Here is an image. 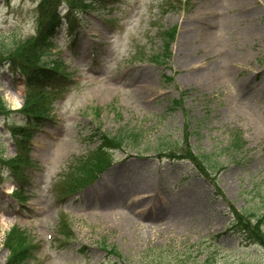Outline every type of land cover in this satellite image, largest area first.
<instances>
[{"label":"rangeland","instance_id":"1","mask_svg":"<svg viewBox=\"0 0 264 264\" xmlns=\"http://www.w3.org/2000/svg\"><path fill=\"white\" fill-rule=\"evenodd\" d=\"M39 1L0 0V41L37 33ZM95 1L56 32L45 61L66 78L42 102L0 63V264L19 251L16 229L28 264H264V236L250 243L254 219L264 224V0ZM38 104L49 115L29 129ZM119 131L136 145L111 150L100 178L67 196L101 133ZM115 192L137 198L135 215ZM159 210L179 225L162 226Z\"/></svg>","mask_w":264,"mask_h":264},{"label":"trees","instance_id":"2","mask_svg":"<svg viewBox=\"0 0 264 264\" xmlns=\"http://www.w3.org/2000/svg\"><path fill=\"white\" fill-rule=\"evenodd\" d=\"M97 2L101 4L102 0H96L95 3ZM83 3L84 0H40L37 5L39 12V27L37 33L32 38L23 42H18L15 39L12 41H0V63L8 65L10 70L23 76L26 85H28V87H33L36 90L32 94V97L36 98V100H38L37 102H42L44 100L42 95L44 89L47 88L48 85L59 86L62 84L59 79L66 78V75L60 70L61 63L52 61L48 64L45 61V57L51 55L57 50V46L54 42V36L57 30L62 27L63 24H67L68 29L72 30L71 21L73 20L70 19L78 12L76 4L83 6ZM171 34L172 33H170V36ZM163 54H167V50L165 53L163 52ZM26 102H28V100L24 98V103ZM7 112L8 108L0 96V116L7 114ZM49 112L50 108L45 107L42 104L35 105L32 112H24L29 119L27 122L29 129L39 127V121L46 119ZM100 136L101 144L99 145V148L77 166L76 170L82 173L84 177L82 179L74 178L72 180L73 186L70 189L71 191L68 192V195L76 192V189L83 188L96 180L101 173L100 169H103L104 167L105 169L108 168L111 164V162L108 161V151L122 148L123 145L135 146L139 134L134 131H119L116 136L113 137L107 136L103 133H101ZM24 138L28 139V136L26 135ZM95 154L96 156L92 158ZM188 159L193 160V156L189 155ZM207 159L210 160V157ZM209 162L211 163L210 169L215 168L213 166L214 162L212 160ZM248 216L249 219L252 220L255 218L253 214L248 213ZM254 220L263 228L262 231H260L262 236L258 233H254L253 236L255 237L252 238L250 242L252 244H256V242H259L258 239L264 236V224H262V221L258 218ZM10 232L7 242L9 241V245H12L13 242L10 240H12L13 236H17L15 245L19 251L13 253L6 264H28L30 261V248H28L29 246L26 248L22 247L23 243L27 241L25 234L19 232L18 229ZM234 232H236L238 236H242L246 239L250 238L248 237L249 235L252 236L247 228H242L241 230H236ZM60 235L61 237L67 236L63 231ZM103 247L106 249L104 250L106 251L107 256L121 261L119 253L116 252L114 248H109L110 246L107 244H103Z\"/></svg>","mask_w":264,"mask_h":264},{"label":"bare ground","instance_id":"3","mask_svg":"<svg viewBox=\"0 0 264 264\" xmlns=\"http://www.w3.org/2000/svg\"><path fill=\"white\" fill-rule=\"evenodd\" d=\"M198 74H192L191 77H190V81L193 82L195 81V78ZM7 99L9 100L10 104L15 107V108H18L21 106V100L19 99L18 96L14 95V94H9L7 96ZM111 150L108 151V154H109V157H108V161L109 162H112V156H111ZM107 170V169H106ZM101 174L96 178L95 181H97L99 178H100ZM112 196L111 198V201L115 204V208L117 209H121L122 210H126L127 213H130L132 215H135V211L133 210V208H130L129 205L135 203V202H138L137 201V198L135 199H123L118 193H113V194H110ZM186 207L190 208L191 206H189V203L186 204ZM158 215L159 217L157 218H160L161 219V225L162 226H165L166 228H171L172 226H175V225H179L178 224V220L176 218V216L173 214V212L171 210L169 211H166V210H159L158 212ZM125 216V215H124ZM153 217V216H152ZM151 217V218H152ZM126 218V217H125ZM136 218L138 220H142L143 219V213H138L136 214ZM155 219H157L156 217H154Z\"/></svg>","mask_w":264,"mask_h":264}]
</instances>
